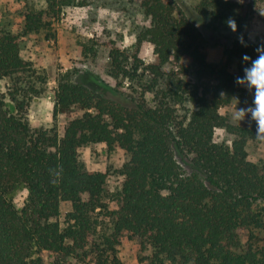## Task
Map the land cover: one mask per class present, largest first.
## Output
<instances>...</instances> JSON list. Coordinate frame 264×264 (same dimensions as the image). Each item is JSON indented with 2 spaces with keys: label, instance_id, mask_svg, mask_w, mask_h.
Segmentation results:
<instances>
[{
  "label": "trees",
  "instance_id": "obj_1",
  "mask_svg": "<svg viewBox=\"0 0 264 264\" xmlns=\"http://www.w3.org/2000/svg\"><path fill=\"white\" fill-rule=\"evenodd\" d=\"M45 1V10L24 14L20 35L0 30V79L7 80L0 94V264H123V238L150 250L143 264H264V162L247 155L257 125L234 123L227 111L246 94L235 83L247 66L242 55L255 59L264 43L244 33L248 7L199 0L190 11L176 0H138L150 24L133 53L108 45L110 95L97 78L64 72L56 79L53 125L31 128L30 100L44 92L47 77L21 57L20 38L40 31L54 37L48 18L72 3ZM256 10L264 20V6ZM201 15L229 42L226 58L237 73L206 61L192 20ZM144 41L153 47L147 64L138 56ZM82 54L94 57L95 43H84ZM190 71L195 80L184 77ZM73 109L80 113L59 134V115ZM218 129L232 136L229 144L215 140ZM95 143L127 155L118 190L107 191L106 173L79 159V148ZM19 185L27 195L17 208L10 195ZM62 204L69 208L63 216Z\"/></svg>",
  "mask_w": 264,
  "mask_h": 264
},
{
  "label": "rangeland",
  "instance_id": "obj_2",
  "mask_svg": "<svg viewBox=\"0 0 264 264\" xmlns=\"http://www.w3.org/2000/svg\"><path fill=\"white\" fill-rule=\"evenodd\" d=\"M69 1V0H64ZM85 1L84 5H80ZM182 9L192 8L199 0H176ZM249 9V19L246 22L244 33L250 41L264 42V20L257 12V6L262 10L264 0H234ZM72 3L61 6V12L57 18H48L51 21L50 33L54 37H46L45 31L21 35L20 55L23 59L32 63L33 67L44 73L47 82L44 92L34 96L30 100L26 117L31 128L50 127L53 125L52 109L56 79L64 72L79 71L88 74L87 79L95 77L101 81V89L107 96L115 86V81L107 74L109 67L108 45L118 46L133 53L137 34L144 30L150 19L144 15L138 0H71ZM45 0H0V30H8L21 34L24 14L27 10H45ZM254 7V8H253ZM192 20L201 33L199 49L205 55L208 63L216 66H224L228 71L237 73L235 62H229L226 58L225 47L229 42L223 33L212 32L205 27L207 16H192ZM95 43L96 55L85 58L82 54L83 44ZM152 45L144 41L141 43L138 56L147 64L154 60ZM183 61H187L186 58ZM194 79L192 71L184 76ZM86 78V77H85ZM7 80L0 79V94L6 92ZM125 84L120 89L126 91ZM5 107L13 112V104L5 97ZM253 93L246 89V94L236 98L227 107L231 121L237 124L249 123V118L239 121L238 108L252 106ZM80 113L73 109L68 114L59 115L56 128L59 134L68 119ZM217 142L230 143L232 136L223 130H216ZM79 159L89 170L105 172L107 175L105 188L107 191L118 190L122 177L118 173L121 165L127 159L123 150L115 147L109 151L103 143L90 144L79 148ZM248 159L260 163L264 162V140H253L247 144ZM27 190L22 185L16 187L11 193L15 207L23 205ZM68 205L62 204L61 216L68 210ZM117 255L123 264H143L141 257L150 255V250H140L136 240L123 238L117 246ZM45 256V254H44Z\"/></svg>",
  "mask_w": 264,
  "mask_h": 264
},
{
  "label": "clouds",
  "instance_id": "obj_3",
  "mask_svg": "<svg viewBox=\"0 0 264 264\" xmlns=\"http://www.w3.org/2000/svg\"><path fill=\"white\" fill-rule=\"evenodd\" d=\"M226 24L233 33L237 32L238 25L235 19L228 18ZM237 39L242 46L248 47L242 34ZM255 52V59L247 54L242 55V61L247 66L243 67V76L235 77L237 85L246 87L249 92L253 93L252 106L238 108L236 118L240 122L246 118H249V123L255 121L256 137L264 140V43L259 45Z\"/></svg>",
  "mask_w": 264,
  "mask_h": 264
}]
</instances>
